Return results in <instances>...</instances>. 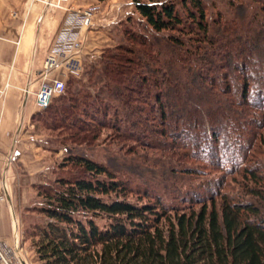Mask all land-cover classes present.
I'll list each match as a JSON object with an SVG mask.
<instances>
[{
	"label": "trees",
	"instance_id": "16d2710c",
	"mask_svg": "<svg viewBox=\"0 0 264 264\" xmlns=\"http://www.w3.org/2000/svg\"><path fill=\"white\" fill-rule=\"evenodd\" d=\"M131 1L156 34H178L167 38L166 47L174 52L171 59L166 60L147 35L128 28V45L113 49L116 53L103 59L101 89L107 95L74 93L67 87L33 123L53 119L49 129L70 132L69 138L78 144L91 145L101 130L109 129L118 139L150 148L119 124L131 118L143 139L155 134L171 140L170 149L162 150L173 157L178 156L173 153L176 149L183 148L174 140L187 138L194 130L197 145L203 134L209 136L212 158L218 159V138L231 121L230 134L239 132L238 137L248 143L241 148L243 153L248 156L257 143L260 152L264 147V0H248L240 6L232 0L236 18L225 24L221 13L222 18L208 21L202 0ZM253 6L258 10L248 15ZM238 27L245 36L236 33ZM179 76L186 82L178 81ZM187 94L191 105L179 106L177 102ZM113 95L121 100L123 115ZM225 141L229 147L230 140ZM182 160L178 156L177 161ZM69 167L76 173L57 179L55 187L36 188L44 203L22 214L28 217L32 212L43 219V225L35 226L34 246L44 264H264V221L259 219L264 209V175L259 169L243 171L244 180L252 183L245 186L247 195L258 204L236 200L220 189L203 201L193 198L168 207L148 190L134 191L108 167L89 158L70 156L59 170ZM179 174L193 176L197 171L184 169ZM129 195L155 203L135 204Z\"/></svg>",
	"mask_w": 264,
	"mask_h": 264
},
{
	"label": "rangeland",
	"instance_id": "374dc122",
	"mask_svg": "<svg viewBox=\"0 0 264 264\" xmlns=\"http://www.w3.org/2000/svg\"><path fill=\"white\" fill-rule=\"evenodd\" d=\"M126 1L131 0H109L107 2H100L103 4L94 5L101 7L103 10V16L100 20L97 19L96 22L99 21L100 23V21H104L106 18H116L118 21L117 23H120V25L117 27L112 26L113 28L110 30H104L106 28L105 26H102V29L100 28L96 31L104 30L100 32L104 35L95 34L92 35V39H88V33L90 30L83 29L82 35L83 41L85 42V49L80 60L82 63V72L80 71V76L73 77L68 71L58 70L56 71L57 75H55L56 72L51 75V79H57L58 77L63 78L69 92L73 91L74 93H78L81 91V94L88 93L92 96L100 92L105 96L107 91L105 92L101 89L105 84L101 72L104 66V56H107L109 53H116L113 49H116L117 47L128 45L126 36V29L128 28L132 29L137 34L147 35L151 40V43L156 46L155 48L157 50H163L166 60L171 59L174 52L172 48L167 49V38L171 35L178 34L171 32L156 34L147 25L146 21H144L136 12L132 1V6H127ZM202 1L208 9L209 22L212 23L216 21L215 19L222 18L219 13L225 17L223 20L224 24L227 20L230 21V19L234 17L232 0ZM240 2L247 3L248 0H234V3L237 6H240ZM62 8L63 6H55L53 9ZM253 8V11L248 9V15L255 14L258 10L255 6H253ZM85 9L86 8L73 11H83ZM178 10L181 12L183 11L181 6L178 7ZM69 14V12L66 13L62 25L58 29L49 48L47 56L51 52L55 42L62 35V30H64ZM235 18L236 17H234L233 20ZM241 21L242 20L239 19L237 23L241 24ZM236 33L239 36L246 35V32L242 30L241 27L237 28ZM106 36L112 38L114 43L107 40ZM93 55L96 57V62H93L94 60L91 59ZM95 71L97 72L95 73ZM186 80L187 78L185 79V77L179 76L178 81L181 83L186 82ZM191 93H193V90ZM75 97H79L78 94ZM114 99H116L114 102L115 105L120 108V114L123 115V109L120 106L121 100L116 97H114ZM254 100L255 98H250V101ZM177 103L179 106L187 105V107H189L191 105L189 95L188 97L185 95L184 98ZM77 115L81 116V113L78 112ZM123 119L125 118L123 117ZM47 121L46 124H44L43 121L35 122L34 127L36 133L44 137L46 146L54 157V164L44 182L38 184L36 188L45 187L46 189L55 187V181L57 179L61 177L68 178V176L70 177V174L74 175L76 169L69 167L64 170H59V166L64 164L65 160L70 156H82L108 167L112 173L116 174L119 179L124 181L130 188H133L134 191L144 192L148 190L153 197H156V201H162L163 204L168 207L174 205L181 206L186 201H190L193 198L196 200L201 199V201H203L205 200L204 198L209 197L214 192L220 191V189L223 193L234 197L236 200H241L243 202L251 201L256 204L259 203L255 197L247 195L245 186L252 185V183H250V180H244L243 171L247 168L255 170L259 169V172L264 175V147L258 152L256 149L260 144L257 143L253 150L247 152L248 156L246 153H243L244 150L242 151L241 148H243V146L247 147L248 143L245 138L238 137L240 135L239 132L237 133L238 135L235 133L230 134V132L233 131V124L231 121H229L230 126H227V130H224V127L221 128V130H224L226 133L218 138L217 147H219L221 151L218 159L212 158L213 154H211L210 147L208 146L209 140L206 139L209 138V136L203 134L199 139L200 144L198 145L196 144V137H193L194 130H190V136L187 138L175 139L174 143L181 144L183 147L179 150L176 149L173 152L177 153V155L183 159L181 163L177 161L178 156L173 157L172 154L163 153L162 149H170L171 140L164 139L160 137V135L158 136L155 134H152L151 138L143 139L141 129H134V127H139V125L134 126V119L131 118L127 119V122L129 123L120 122L119 124L124 130H127V132L130 130L134 131L137 137L142 139L140 142L144 141V145H150V148L141 147L140 144L138 145L133 141L118 139L119 137L117 136V133L109 129L101 130L97 136V140L91 145H88L87 143L78 144L69 138L71 137L70 132L60 129L55 132L49 129V127H52V124H54V121L48 117ZM154 127H157V124ZM225 140H230V142H228L229 147L225 144ZM50 150H55L56 153ZM212 159L214 163L211 161ZM168 162H171L170 165H168ZM169 166L174 169L173 174L170 173ZM184 169H193L194 171H197V174L193 176L179 174ZM219 182H222V186L218 185ZM36 188L34 189V193H31L30 196L32 202L31 207L34 208V211L35 208L41 207V204L44 203V196H41L43 194L41 193V195H39ZM139 197L141 196L129 195L128 200L135 204L155 203L153 200L142 199V197ZM253 218L255 217L253 216ZM259 219H263L264 221V209L261 210ZM18 223V228L17 224L16 226L15 224H12L13 227L11 232L13 240L15 238L14 234L16 235V233H18L21 239L24 257L29 264H44V262L40 260L34 246L38 241L34 235L35 226L43 225V219L40 218L38 214H32L31 212L28 214V217L21 216ZM102 225L103 223H101V226Z\"/></svg>",
	"mask_w": 264,
	"mask_h": 264
},
{
	"label": "crops",
	"instance_id": "0c3cea01",
	"mask_svg": "<svg viewBox=\"0 0 264 264\" xmlns=\"http://www.w3.org/2000/svg\"><path fill=\"white\" fill-rule=\"evenodd\" d=\"M49 2L56 3L0 0V194L4 180L9 192V201L0 204V239L9 243L13 242V213L19 221L31 207V193L54 164L44 137L36 133L33 123L40 113L35 95L47 53L67 11L103 4L99 0H71L62 9H53ZM126 4L132 6L131 1ZM117 22L111 18L97 21L88 39L104 35L100 32L119 26ZM102 26L106 29L96 31Z\"/></svg>",
	"mask_w": 264,
	"mask_h": 264
},
{
	"label": "built area",
	"instance_id": "2783aa9c",
	"mask_svg": "<svg viewBox=\"0 0 264 264\" xmlns=\"http://www.w3.org/2000/svg\"><path fill=\"white\" fill-rule=\"evenodd\" d=\"M55 4L49 2L48 6L68 5L71 0H55ZM69 17L62 30V35L55 42L51 52L47 56L44 68L41 73V85L36 94V105L39 111L48 109L56 98L66 93V82L63 78L51 79V75L58 70L68 71L73 77H79L82 72L81 55L85 49L83 41V29L91 30L95 26L97 19L103 16L101 7L92 6L83 11H67ZM106 17V16H105ZM117 22L116 18L113 22ZM93 55L91 59L96 62ZM28 93L29 90H26ZM9 201V192L6 181H3L2 192L0 194V204ZM18 219L13 213V224H17ZM15 238L12 243L0 239V264H29L23 254L21 239L18 233L14 234Z\"/></svg>",
	"mask_w": 264,
	"mask_h": 264
}]
</instances>
